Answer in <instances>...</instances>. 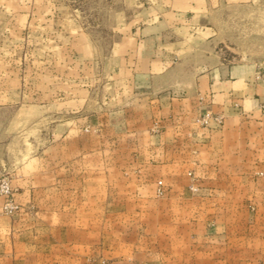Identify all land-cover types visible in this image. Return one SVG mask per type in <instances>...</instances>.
I'll use <instances>...</instances> for the list:
<instances>
[{
    "label": "crops",
    "instance_id": "crops-1",
    "mask_svg": "<svg viewBox=\"0 0 264 264\" xmlns=\"http://www.w3.org/2000/svg\"><path fill=\"white\" fill-rule=\"evenodd\" d=\"M242 1L169 0L167 8L148 14L122 40L116 51L120 65L112 73L120 76L125 92L122 104L105 113V124L129 143L121 149L128 152L122 168L133 176L118 180L122 192L107 194L105 213L98 215L83 205L97 202L98 194L83 200L81 179L64 173L54 210L57 240L34 237L49 227L32 225L31 237L18 241L16 226H1L10 219L0 214V264H90L97 252L110 264H194L193 250L199 246L208 255L205 264H264V116L258 108L264 80L256 79L264 65L226 64L218 45L211 47L221 40L214 26L223 24L214 15ZM185 29L192 33L184 34ZM202 117L210 118L208 124L197 122ZM76 165L61 163L58 170ZM158 185L168 191L164 198L155 197ZM35 194L29 189L23 197L31 200ZM42 198L49 200L46 190ZM151 206L154 218L170 219L161 221L163 236L153 255L144 245L135 249L114 238L126 226H107L113 236L99 245L81 236L83 218H140ZM233 218L241 224L219 220ZM195 240L203 243L194 245ZM179 250H185L180 259Z\"/></svg>",
    "mask_w": 264,
    "mask_h": 264
},
{
    "label": "rangeland",
    "instance_id": "rangeland-1",
    "mask_svg": "<svg viewBox=\"0 0 264 264\" xmlns=\"http://www.w3.org/2000/svg\"><path fill=\"white\" fill-rule=\"evenodd\" d=\"M168 3L0 0V189L9 187L10 193L0 190V214L10 219L1 226H16L18 241L31 237L32 225L49 227L34 237L57 240L59 219L54 210L58 208L57 192L63 189L58 180L64 179V173L81 179L78 189L83 200L98 194L97 202L83 203L98 215L105 213L103 199L107 194L122 192V176H133L132 171L122 168L128 152L122 154L121 149L129 143L113 136L105 124V113L122 104L125 92L120 76L112 70L120 65L116 51L122 40L133 34L144 17L167 8ZM214 18L223 21L214 26L221 40L211 45H218L221 60L230 65H264V0L227 5ZM182 32L192 33L187 29ZM202 119L197 122L203 124ZM68 162L77 163L75 170H58L61 163ZM29 189L36 191L31 200L23 197ZM195 189L192 184L190 190ZM42 190L49 200L43 201ZM167 192L164 185H158L154 193L160 199ZM150 208L140 218H83L81 236L99 245L113 236L107 233V226H126L128 229L114 234V238L130 242L135 249L144 245L146 254L153 255L154 245L159 246L163 236L161 221L168 224L170 219L154 218L153 206ZM41 210L51 215L37 217ZM219 220L241 224L236 218ZM202 243L194 241V245ZM184 256L185 250H179V259ZM205 257V251L195 247L194 264H205ZM89 263L110 261L97 252Z\"/></svg>",
    "mask_w": 264,
    "mask_h": 264
},
{
    "label": "built area",
    "instance_id": "built-area-1",
    "mask_svg": "<svg viewBox=\"0 0 264 264\" xmlns=\"http://www.w3.org/2000/svg\"><path fill=\"white\" fill-rule=\"evenodd\" d=\"M256 79L257 80H264V74H262L261 72L257 73ZM258 108H259V111L261 112V114L264 116V101L259 104ZM209 119H210L209 117H203L202 123L203 124H208ZM214 119L219 124H222L223 123V117L222 116H217ZM191 189H194V188L191 187ZM0 190L3 191L4 193H7L8 195L10 194L9 193V187H1ZM159 193L162 194V191H159ZM7 207H9V206H7ZM11 208H13V207H11Z\"/></svg>",
    "mask_w": 264,
    "mask_h": 264
}]
</instances>
